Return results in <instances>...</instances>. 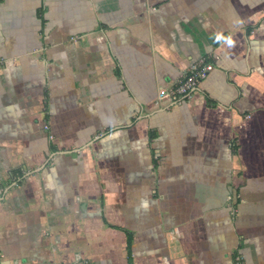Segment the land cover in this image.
I'll return each instance as SVG.
<instances>
[{
    "label": "crops",
    "instance_id": "1",
    "mask_svg": "<svg viewBox=\"0 0 264 264\" xmlns=\"http://www.w3.org/2000/svg\"><path fill=\"white\" fill-rule=\"evenodd\" d=\"M0 264H264V0H0Z\"/></svg>",
    "mask_w": 264,
    "mask_h": 264
},
{
    "label": "built area",
    "instance_id": "2",
    "mask_svg": "<svg viewBox=\"0 0 264 264\" xmlns=\"http://www.w3.org/2000/svg\"><path fill=\"white\" fill-rule=\"evenodd\" d=\"M214 69L213 62L199 61L194 63L189 70L188 75L183 77L178 83L174 84L167 91L166 96L172 100L181 101L190 95V90L200 81L208 77L209 73ZM48 126L46 125V128Z\"/></svg>",
    "mask_w": 264,
    "mask_h": 264
}]
</instances>
